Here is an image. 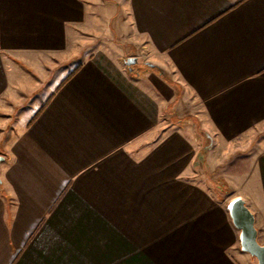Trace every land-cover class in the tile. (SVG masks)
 <instances>
[{
	"label": "crops",
	"instance_id": "1",
	"mask_svg": "<svg viewBox=\"0 0 264 264\" xmlns=\"http://www.w3.org/2000/svg\"><path fill=\"white\" fill-rule=\"evenodd\" d=\"M108 1L0 0V264H250L264 0Z\"/></svg>",
	"mask_w": 264,
	"mask_h": 264
},
{
	"label": "water",
	"instance_id": "2",
	"mask_svg": "<svg viewBox=\"0 0 264 264\" xmlns=\"http://www.w3.org/2000/svg\"><path fill=\"white\" fill-rule=\"evenodd\" d=\"M137 63V59L131 56L124 60V64L129 71L135 70L133 66ZM147 65L152 66L151 64ZM226 208L233 225L239 231L238 239L240 250L255 258L256 264H264V244H260L257 240V230L254 226L253 213L239 196L231 198Z\"/></svg>",
	"mask_w": 264,
	"mask_h": 264
},
{
	"label": "rangeland",
	"instance_id": "3",
	"mask_svg": "<svg viewBox=\"0 0 264 264\" xmlns=\"http://www.w3.org/2000/svg\"><path fill=\"white\" fill-rule=\"evenodd\" d=\"M108 4L110 5V7H111V9H112V12H113V10H117V6H116V4H115V2L114 1H108ZM115 22H116V20L115 19H111V20H109V23H108V27H102L103 28V31H105V33L107 34V35H109V36H113V37H115V41H117V43L118 42H121L122 41V37H120V35L118 34V32H116L115 31V27H114V24H115ZM119 45V44H118ZM174 113H176V114H174ZM177 113L178 112H176V110H173L172 109V114L173 115H177ZM179 114V113H178ZM182 115V114H181ZM204 144H205V146H210L211 144H212V141H210V140H207V139H205V141H204ZM253 145H254V142H253ZM207 148V147H206ZM236 152H239V153H242L243 151L242 150H240V149H237V151ZM230 156H233V154L231 153L230 154ZM233 160H235L234 158L232 159V162H233ZM223 163V162H222ZM204 179L205 180H212L213 178H215V175H216V173H217V171H215V170H211L210 168H208L207 170H206V168H205V170H204ZM218 174V173H217ZM220 181V185H221V187H223V189L226 191V195H225V197H229V190L227 189V186H226V184H225V182H224V180H223V178L222 177H217ZM218 179H217V181H218ZM224 186H223V185ZM224 191V192H225ZM248 262L250 263V264H256V259L255 258H253V257H251L250 255H249V257H248Z\"/></svg>",
	"mask_w": 264,
	"mask_h": 264
},
{
	"label": "trees",
	"instance_id": "4",
	"mask_svg": "<svg viewBox=\"0 0 264 264\" xmlns=\"http://www.w3.org/2000/svg\"><path fill=\"white\" fill-rule=\"evenodd\" d=\"M138 66H143L144 68H148V69H154V70H157L158 72L160 71L159 69H157L155 66H149L145 63L143 64H137Z\"/></svg>",
	"mask_w": 264,
	"mask_h": 264
},
{
	"label": "flooded vegetation",
	"instance_id": "5",
	"mask_svg": "<svg viewBox=\"0 0 264 264\" xmlns=\"http://www.w3.org/2000/svg\"><path fill=\"white\" fill-rule=\"evenodd\" d=\"M137 67H138V65H137V64H135V65L133 66V68H135V69H136Z\"/></svg>",
	"mask_w": 264,
	"mask_h": 264
}]
</instances>
